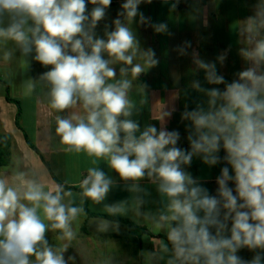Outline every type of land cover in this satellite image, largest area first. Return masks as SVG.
Returning a JSON list of instances; mask_svg holds the SVG:
<instances>
[{
  "label": "crops",
  "instance_id": "0c3cea01",
  "mask_svg": "<svg viewBox=\"0 0 264 264\" xmlns=\"http://www.w3.org/2000/svg\"><path fill=\"white\" fill-rule=\"evenodd\" d=\"M127 2L111 0L105 8L99 0L96 4L85 0L88 19L83 22L93 42L97 39L106 42L120 26L133 36V46L126 53L132 56L131 64L107 51L101 53L108 67L115 71L114 77L106 78V84L124 81L129 84L125 90L129 115H120L118 120L137 124L133 133L137 139L150 127L156 128L157 135L161 131L178 133L175 145L166 148L192 153L190 162L180 163L186 177L193 181L187 187H198L217 199L216 219L226 225L221 235L230 237L235 213L229 214V209L224 207L226 201L220 194L218 179L224 168L233 178L235 171L226 159L223 141L219 150L211 154L217 157L216 163L205 160L209 154L193 149L192 140L198 139L199 133L191 114L216 111L225 103L222 96L211 95L213 89L223 94L233 82L251 86L252 82L242 79L241 73L251 71L255 77H264V54L258 52L259 45L264 43V0H139L138 3L133 0L136 9L133 16L128 15L131 9L123 7ZM97 7L104 8V15L93 25L91 13ZM12 22L7 12L0 16V28L6 29ZM33 28L35 24L28 18L22 25L26 42L0 36V78L8 83L10 97L18 100L22 109L19 127L18 106L7 100V87L0 82V134L10 138L11 150L10 163L0 166V181H4L6 188L17 190L19 203L28 207L32 204L23 199V192L29 182L41 186L44 192L58 186L61 204L66 209L79 210L69 220L71 238L64 230L55 229L54 233L45 234L47 244L37 245V251L48 247L55 255L62 256L65 264H181L168 239L170 229L177 223L171 220L172 198L160 191L158 175L149 176L146 170L142 178L124 179L111 167V154L89 155L83 149L76 151L62 143L56 132L58 119L70 120L74 125L81 119L87 123L89 111L78 97L74 105L64 110L52 107V84L46 74L54 66L36 59L30 31ZM77 38L90 53L91 43L87 38ZM26 48L29 50L25 51ZM64 51L68 55L77 54L72 52L70 44ZM136 65L142 71L134 75L132 68ZM215 77H222L223 82H214ZM257 87L260 98H264V80H259ZM119 135L118 146L122 147L126 133L121 130ZM26 136L38 152L28 144ZM92 169L102 171L110 183L99 202L90 198V212L129 219L149 233L128 237L124 223L89 216L84 208V192L68 190L53 177L54 174L65 186L77 185L88 178ZM226 183L232 195L237 196V203H243L236 191V181L229 179ZM113 208L117 210L110 211ZM197 214L204 217L202 210ZM37 215L40 216L38 212ZM47 221L52 225L53 221ZM217 230V226H210L213 234ZM236 255L249 262L259 255V264H264V249L243 247ZM29 261L38 264L35 255Z\"/></svg>",
  "mask_w": 264,
  "mask_h": 264
},
{
  "label": "clouds",
  "instance_id": "9594fccd",
  "mask_svg": "<svg viewBox=\"0 0 264 264\" xmlns=\"http://www.w3.org/2000/svg\"><path fill=\"white\" fill-rule=\"evenodd\" d=\"M90 2L96 4L98 0ZM99 3L106 8L111 0H99ZM123 7L131 9L129 16L135 15L133 0H128ZM85 11V0H0V16L7 12L13 19L8 28H0V36L26 42L28 38L22 25L28 18L35 24L30 31L34 37L36 59L44 65L54 66L46 74L52 84V107L64 110L74 105L78 97L89 111L87 123L81 119L74 125L70 120L58 119L56 132L62 143L76 151L83 149L89 155L111 154V167L124 179L142 178L146 170L149 176L158 175L160 191L172 198L171 220L177 223L170 229L168 239L181 264H259V255L249 262L236 253L243 247L264 249V98H260L257 87V82L264 77H255L251 71L241 73L242 79L252 82L251 86L233 82L223 94L213 89L211 95L222 96L225 103L216 111L191 114L199 133V138L192 140L193 149L209 154L205 160L216 163L217 157L211 154L219 150L223 141L226 159L235 171L233 178L224 168L218 179L220 194L226 201L224 207L229 209V214L235 213L231 235L226 237L221 235L226 225L216 219L217 199L198 187H187L193 181L186 177L180 163L190 162L192 153L185 154L176 147L166 148L169 144L175 145L178 133L161 131L157 135L156 128L150 127L137 139L133 133L138 125L118 120L120 115H129L125 92L129 84L127 81L106 84V78L114 77L115 71L108 67V61L101 53L107 51L131 64L132 56L126 53L133 46V36L127 28L120 26L106 42L100 39L93 42L84 30L83 22L88 19ZM103 15L104 8H94L91 13L93 25ZM78 36L86 37L91 43L90 53L85 51ZM69 44L76 55L65 53ZM258 52L264 54V43L259 45ZM151 62L156 63L155 60ZM141 71L139 65L132 68L134 75ZM214 82H223V78L215 77ZM121 130L126 136L123 146L119 147ZM132 156L135 158L130 159ZM229 179L236 181V191L243 203L238 204L237 196H233L227 187ZM109 183L102 171L92 169L81 186L85 196L99 202L107 193ZM60 192L58 186L44 192L41 186L29 182L23 192V199L32 204L28 207L19 203L21 197L17 190L6 188L4 181H0V237H3L0 239V264H30L32 255L38 264H65L62 256L55 255L48 247L37 251L38 244H47V226L37 215V209L41 207L46 219L53 221L52 228L64 230L69 238L72 236L68 230L69 220L79 210L66 209L60 203ZM201 210L204 217L197 214ZM210 226L218 227L215 234L210 231Z\"/></svg>",
  "mask_w": 264,
  "mask_h": 264
},
{
  "label": "trees",
  "instance_id": "16d2710c",
  "mask_svg": "<svg viewBox=\"0 0 264 264\" xmlns=\"http://www.w3.org/2000/svg\"><path fill=\"white\" fill-rule=\"evenodd\" d=\"M0 82L5 84L8 90L7 93V100L10 102H14L17 104L18 106V113H17V117H16V123L19 127H21L20 124V119H21V115H22V109H21V104L18 100L13 99L12 97H10L9 95V85L8 83H6L4 80H2L0 78ZM26 140L28 142V144L38 152L37 148L34 146V144L29 140V138L26 136ZM10 157H11V150H10V138L6 135H2L0 134V166L3 165H8L10 163ZM46 162V161H45ZM46 165L49 167V164L46 162ZM53 174V173H52ZM54 179L57 181V183L62 186L65 187L68 190H74V191H80V192H84V188L81 186L82 183L77 184V185H72V186H65L62 184L61 181L58 180V178L53 174ZM90 186V185H89ZM61 189V188H60ZM61 193V192H60ZM56 194V193H55ZM54 194V195H55ZM90 197L85 196V202H84V208L87 212V214L89 216H103L106 217L108 219L114 220V221H118V222H122L126 225L127 227V236L128 237H140L141 235H143L144 233H149L148 230L144 229V228H139L138 226H136L135 224H133L129 219H124V218H115L112 216H108V215H97L94 214L92 212H90L89 208H88V203H89ZM61 203V202H60ZM39 245V244H38Z\"/></svg>",
  "mask_w": 264,
  "mask_h": 264
},
{
  "label": "rangeland",
  "instance_id": "374dc122",
  "mask_svg": "<svg viewBox=\"0 0 264 264\" xmlns=\"http://www.w3.org/2000/svg\"><path fill=\"white\" fill-rule=\"evenodd\" d=\"M37 212L40 214V219L43 221V223L47 226V230L45 232V234H51V233H54L55 232V229L52 228V226L48 223L45 215H44V212H43V208H39L37 209ZM75 262V261H74ZM104 263V262H103ZM75 264V263H73Z\"/></svg>",
  "mask_w": 264,
  "mask_h": 264
}]
</instances>
